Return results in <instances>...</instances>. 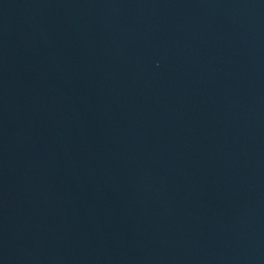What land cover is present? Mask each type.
Returning <instances> with one entry per match:
<instances>
[{"label": "water", "instance_id": "obj_1", "mask_svg": "<svg viewBox=\"0 0 264 264\" xmlns=\"http://www.w3.org/2000/svg\"><path fill=\"white\" fill-rule=\"evenodd\" d=\"M0 264H264V0H0Z\"/></svg>", "mask_w": 264, "mask_h": 264}]
</instances>
